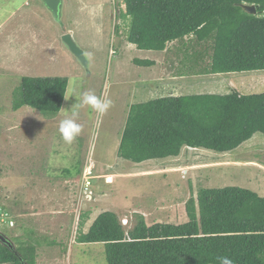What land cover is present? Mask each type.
Returning <instances> with one entry per match:
<instances>
[{"label": "rangeland", "instance_id": "1", "mask_svg": "<svg viewBox=\"0 0 264 264\" xmlns=\"http://www.w3.org/2000/svg\"><path fill=\"white\" fill-rule=\"evenodd\" d=\"M119 10H125L123 0H63L58 20L41 0H0V213L7 207L14 217L0 220V231L11 239L18 254L22 252V244L37 247L36 264H108L104 246L107 240L85 241L81 237V231L87 232L96 219L82 229L80 220L90 209L97 207L99 211L114 212L125 228H133L137 223L134 210L141 208L145 211L153 202H161L162 197L155 198L152 190H158L160 183L165 187L163 195L174 201H168L171 206L159 205L165 209H157L151 214L150 224L189 221L185 205L193 197L199 211V195L203 189L234 185L264 195V133L261 132L230 152L201 150L190 153L188 150L179 159H165L163 166H186L183 172L157 176V180L123 178L109 185L98 177L103 175L104 169L115 173L123 170L122 164L119 169L110 168L119 160L130 163V160L118 156V148L131 106L153 99L155 95L160 97L157 86L165 87L167 94L178 95L232 91L225 84L231 87L236 84L235 89L243 94L264 92L263 80L249 89L243 80L245 75L238 79L242 81L233 80V84L228 77L221 80L220 75L197 77L187 74L206 67L205 62L210 58L207 53L197 60L187 53V48L192 46L203 50V43L190 42L193 36L169 42L164 50L138 48L128 41L126 23L118 17ZM67 31L73 34L85 52L87 66L63 43L62 35ZM206 45L211 49V44L207 42ZM136 59H150L154 63L139 64ZM180 72L183 77H191L181 79ZM256 73L264 78V71ZM258 74L248 78L259 79ZM24 76L67 77L66 95H72L74 90L76 93L91 91L97 96L106 95L112 105L103 114L87 106L80 108L77 122L82 125V131L73 143L68 144L59 133V122L71 116L75 95L65 99L61 111L54 117H47L31 106L13 109L12 95L14 90L19 91ZM161 96H164L163 91ZM67 159L69 163L65 162ZM154 161L158 165L161 160ZM133 166L131 170H136L137 165ZM144 168L156 166L150 164ZM75 172L74 194H66L65 184L63 187L58 184L71 178ZM51 177L55 182L59 181L58 188H53L56 189L53 203L68 211L69 222L73 214V220L63 232L52 225L45 233L36 234L34 230L40 228L33 226L42 221H35L37 217L30 215L31 221L18 223L20 219L15 213L23 210L31 214L39 208L33 210L34 203L23 209L12 208L21 189L10 186H17L23 178L49 183ZM148 181L153 187L147 184ZM89 183L91 187L87 185ZM87 186L93 193L87 190ZM27 198L31 200L30 195ZM32 200L35 202L36 197ZM195 213V221L200 222V213ZM46 215L53 224L58 223L53 220L56 214ZM11 219H16V223L11 225Z\"/></svg>", "mask_w": 264, "mask_h": 264}, {"label": "trees", "instance_id": "2", "mask_svg": "<svg viewBox=\"0 0 264 264\" xmlns=\"http://www.w3.org/2000/svg\"><path fill=\"white\" fill-rule=\"evenodd\" d=\"M123 1L118 17L126 23L128 41L140 49L164 50L169 42L193 36L190 42L203 43V50L192 46L187 53L197 60L209 53L206 67L198 70L203 74L264 71V0ZM243 4L256 5L257 13ZM68 83L67 77L24 76L13 92V109L31 106L54 117ZM258 132L264 133V92L168 95L131 106L118 155L142 163L179 156L185 147L226 153ZM199 196V211L191 198L188 222L148 225L137 213V223L127 229L105 211L81 237L107 240L108 264H219L220 256L234 264H264V195L230 185L203 189ZM2 213L10 215L7 207ZM85 223L84 216L80 229ZM16 251L0 242V264H36L37 247L22 244V252Z\"/></svg>", "mask_w": 264, "mask_h": 264}, {"label": "crops", "instance_id": "3", "mask_svg": "<svg viewBox=\"0 0 264 264\" xmlns=\"http://www.w3.org/2000/svg\"><path fill=\"white\" fill-rule=\"evenodd\" d=\"M148 60H150V59H148ZM256 72H258V71L241 72V73H237L236 72V73L203 74L200 71H195V73H190L189 72L187 74L195 75L197 77L203 76V75L204 76L205 75H209V76H211V75H220L221 80H222V78L226 79V77H228L232 81L233 84H234L233 80H235V82L242 81V80H238V79L241 78L243 75H245L246 77L243 80L248 83V85L250 87L249 89H251V88L255 87V85H253L254 83H256L258 81H262V80L264 82V78H262V75L260 73L258 74ZM259 72H261V71H259ZM180 73H183V72H180ZM180 73H179V76H181L180 77L181 79L182 78H190L191 77V76H188L187 74H185V75H187L188 77H186V76L183 77V75H180ZM255 74L259 75V79L248 78V77H251L252 75H255ZM192 83H194V81H191V84ZM222 84H220V85H222ZM225 85H227V88H231L232 90H237V89H235V85L236 84L232 85V87L229 86V84H225ZM157 89H158V91L160 93L158 96H160V97H164V96H168V95H178V93H172V92L167 94L166 90H165V87L163 88V87L157 86ZM249 89H246V90H249ZM152 91H154V90L152 89ZM162 91H163V95L164 96H161ZM155 92H156V90H155ZM239 92H241V91H239ZM187 94H189V93H187ZM179 95H181V93H179ZM156 96L157 95H155V98H157ZM160 97H158V98H160ZM155 98H153V99H155ZM188 150L189 149L187 147H185L179 156L167 157V158H163V159H151V160L144 161L142 163H135V162H132V161H130V163H127V162H123V160H119L120 162L118 164H115V165H113V167H110V168L119 169V166L122 164L121 167L123 168V170L119 169V172L115 173V172H108V170L104 169L105 171H103V175H98V177L103 178L104 181H105V178L107 179V177L111 178L110 182H106L105 181V183L106 184L108 183L109 185L113 184L114 180L123 179V178L124 179L142 178V179H145V180L151 178L153 180H157V178H156L157 176L160 177L162 175L164 177H167L169 175H173V174L181 172L185 168L186 165H184V166L176 165V166H171V167L167 166L166 167V166H163L166 163V161H164V160L165 159L177 158V157L179 159V158L182 157V155L185 156L184 154H186V152ZM201 150L208 151V149H204V148H193V153L196 152V151H201ZM121 159H123V158H121ZM154 160H161V161L157 165ZM191 160H193V158ZM65 162L69 163L68 159L65 160ZM192 162H196V161H192ZM134 164L137 165L136 166V170H133V169L131 170V168H134V166H133ZM150 164L153 165V166H156V168H148V169L144 168L145 166L150 165ZM194 164H201V163H194ZM127 165H128V167H127ZM207 167L208 166H206V168ZM124 168H129V169H124ZM207 170H211V169L207 168ZM81 172H82L81 169H79L78 170V174L81 175ZM75 176H76V172L71 178H67L66 180L61 181V182H59L58 180L55 182L54 178L51 177L50 179H48L49 183L48 182L39 183V182H37V180L35 181L34 179H32V181H31V180H27L26 178H23V179H20L19 184H16L17 186H14L12 184L10 186V188H17L18 187V188L21 189L20 192L17 194V195H19V198H16V200H18V201H13L14 206L12 205V208L16 209L15 206H17V208L23 209L25 206L27 207V206H29V205H31L33 203L35 204V207L33 208V210L39 208L37 210V212L33 211L31 214L29 212H27V211L24 212L23 210L20 213H15L16 217H18L20 219V221H18V223L22 222V220H23L24 223L31 221L32 218H28V216L30 217V215H32L31 217H37L34 220L35 221H42V223L33 222V224L37 223L36 226H33L34 228H40L38 231L34 230V232L36 234H40V233H43V232L45 233L46 232V228H51L52 225L58 226L60 231H62V232H63L65 227H68V226L70 227L71 220H73V214H72V217L70 218L71 220L69 222L68 219H67V216H69V213H67L68 211H65L64 208H59V207L55 206V203H53V201L55 200L54 198H55V195H56V192H55L56 189H53V188L57 187V182H59L58 186L60 185V187H63L62 185L65 184V187L67 189L66 194H70L71 193L73 195L74 192L72 190V187H73L72 184L74 183V181L76 179ZM9 178H11V177L9 176ZM147 184L153 187V183H151V182L149 183V181H148ZM50 185L52 186L51 190H50ZM169 186L171 187L172 185L169 184ZM152 190H153V192H155V198L156 197H160V198L162 197L161 198V202L157 201V204H155L153 202L152 206H150V207L147 206L145 211H143L141 208H138L137 211L136 210L133 211V213H141V214H143L145 216V218H146V221H147L148 225H151L150 222H149V217H150L151 214H154V212L157 209H162V210L165 209V208L160 207L159 205L166 206V204H169V202H168L169 200L174 201L173 199H171V197L167 198V197H165L163 195V193L165 192V187L161 183H160V186H159L158 190L156 188H155V191H154V189H152ZM92 191L93 190H90V192H92ZM27 195H30L31 200H28ZM33 197H36L35 202L32 200ZM100 197H105V196H100ZM93 198L94 197L92 195L91 199H93ZM155 198H154V201H155ZM191 198H193V197H191ZM191 198L187 201V203L185 205L186 212L189 214V216H188L189 217V221H190V211L193 210L192 206H189L190 203H191L190 202ZM171 205L172 204H169L167 206H171ZM31 208H32V206H31ZM101 212H103V211H99V209L97 207H94V208L90 209L89 212L84 214L85 215V219H86V223L87 224L88 223L89 224L92 223V221H94ZM47 213L56 214L58 217H56V215H53V220H58V223L57 224H53L51 222V220H50V217L49 216L47 217V215H46ZM12 217L13 216L10 215V218H12ZM11 220H12L13 224L16 223V221H15L16 219H11ZM86 223H85V225H86ZM155 223L163 224V223H166V222L160 221V222H155Z\"/></svg>", "mask_w": 264, "mask_h": 264}, {"label": "clouds", "instance_id": "4", "mask_svg": "<svg viewBox=\"0 0 264 264\" xmlns=\"http://www.w3.org/2000/svg\"><path fill=\"white\" fill-rule=\"evenodd\" d=\"M73 95H75L76 97V103L71 107V116H66L64 119L60 120L58 129L59 133L62 136V139L68 144L73 143V141L80 135L82 131V125L77 122L79 116L78 110L80 108L87 106L92 110L103 114L112 105V100L106 95L97 96L94 92L91 91L76 93L74 90L72 95L64 94L65 99H68ZM105 181L110 182L109 177H107ZM7 218L10 219V215H7ZM10 222L11 224H13L12 220H10ZM217 260L219 264H234V260L229 258L228 256L217 257Z\"/></svg>", "mask_w": 264, "mask_h": 264}, {"label": "water", "instance_id": "5", "mask_svg": "<svg viewBox=\"0 0 264 264\" xmlns=\"http://www.w3.org/2000/svg\"><path fill=\"white\" fill-rule=\"evenodd\" d=\"M44 5L47 7V9L53 14V16L59 20V14L61 10V5L63 0H41ZM243 8L251 14L257 13V7L254 4H243ZM62 41L80 60V62L84 65H88V59L85 55V52L83 49L79 46L77 41L75 40V37L72 33L69 31L65 32L62 35ZM193 151L192 147H189V152L191 153ZM0 242L6 246H8L11 250L16 251L15 245L11 241V239L4 233L0 231ZM18 254V252L16 251ZM25 264V263H23Z\"/></svg>", "mask_w": 264, "mask_h": 264}, {"label": "built area", "instance_id": "6", "mask_svg": "<svg viewBox=\"0 0 264 264\" xmlns=\"http://www.w3.org/2000/svg\"><path fill=\"white\" fill-rule=\"evenodd\" d=\"M92 174H93V171H92ZM87 185H91V183H89V184H87ZM89 186H87L86 188H87V190H88V188H89ZM5 217H7V214H5V213H0V220H4L5 219Z\"/></svg>", "mask_w": 264, "mask_h": 264}]
</instances>
